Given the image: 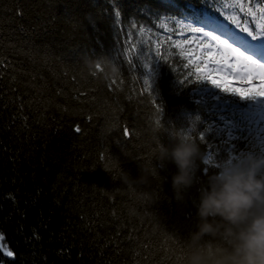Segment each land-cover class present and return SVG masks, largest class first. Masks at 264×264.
<instances>
[{
	"label": "trees",
	"instance_id": "obj_1",
	"mask_svg": "<svg viewBox=\"0 0 264 264\" xmlns=\"http://www.w3.org/2000/svg\"><path fill=\"white\" fill-rule=\"evenodd\" d=\"M105 1L120 23L114 14L106 21L103 0H0V264H187L208 177L229 159L261 154L262 114L242 120L249 102L189 75L192 57L173 42L191 39L192 27L243 33L236 23L247 21L254 30L247 10L259 15L262 0ZM128 29L151 40L131 65L117 49ZM101 58L118 73L94 77L87 61ZM145 65H159L156 90L144 84ZM217 115L234 117L243 133L232 129L233 137L247 142L226 128L211 145L205 124ZM176 136L209 161L195 160L193 183L179 194L176 165L157 159ZM144 170L149 184L126 182Z\"/></svg>",
	"mask_w": 264,
	"mask_h": 264
},
{
	"label": "clouds",
	"instance_id": "obj_2",
	"mask_svg": "<svg viewBox=\"0 0 264 264\" xmlns=\"http://www.w3.org/2000/svg\"><path fill=\"white\" fill-rule=\"evenodd\" d=\"M87 63L91 72L98 64L103 66L105 78L119 71L103 58ZM197 158L207 161L199 144L187 137H174L171 146L159 145L157 159H170L177 167L172 186L178 194L193 183ZM149 175L154 176L144 170L138 179L126 176L125 180L147 185ZM185 246L187 264H264V154L248 152L208 177L207 188L201 193L196 230Z\"/></svg>",
	"mask_w": 264,
	"mask_h": 264
},
{
	"label": "snow or ice",
	"instance_id": "obj_3",
	"mask_svg": "<svg viewBox=\"0 0 264 264\" xmlns=\"http://www.w3.org/2000/svg\"><path fill=\"white\" fill-rule=\"evenodd\" d=\"M264 2V0H262ZM240 7L241 11L244 10L243 5H235ZM259 15L256 11H253L251 7L247 10V15L253 18V23L255 24V29H251L247 26V21L245 25L242 26L239 22L236 26L241 29L242 32L247 33V37L253 43L254 51L241 50L240 46H233L228 39H222L220 35H216L210 31H204L202 28H188L187 30L193 34H200L199 36L193 35L191 39H186L181 42H173L176 48L180 49V55L187 57H192L188 60L189 65L195 66V72L189 73V75H195L198 82L210 85L211 89L219 90V93L226 94L230 97H238L239 101L249 102L248 103V114H242V120H248L250 115L253 113H261L262 119H264V6H258ZM115 15L120 16V12L117 9ZM179 24L180 22L177 21ZM135 27V25H133ZM140 31H143L141 27ZM183 34V33H181ZM131 37V34H129ZM194 44L195 47L191 49H186L184 45ZM128 48L125 52L128 54V64H132L133 61L131 56L137 50L135 43L128 41ZM143 50H141L142 54ZM159 56L160 53H157ZM149 79L144 80V84L149 87V89L156 90V78L159 75L158 68L159 65L149 66ZM97 70L92 73L95 77L98 73L103 71V66L97 65ZM112 84L116 83L113 79ZM111 87V85H109ZM208 96L211 99L219 101L223 104H228L230 101L222 98L220 94L216 91H210L207 88ZM235 108L239 110L240 105L236 102ZM221 120L225 122V128L228 129V136L230 139H241L243 142H247L244 135L240 137H233L232 129H241L239 123H234L224 116L220 117ZM199 120V117H197ZM159 124L160 121H157ZM79 131V129H77ZM217 131L223 132L224 129H217ZM243 133V129H241ZM257 133H262L259 136L260 139V151L264 154V126L260 129H256ZM200 140H204V135L201 133ZM231 159L228 160L230 162ZM207 160L205 164H208ZM222 165H217L219 168ZM6 255L11 257L13 252L7 251Z\"/></svg>",
	"mask_w": 264,
	"mask_h": 264
},
{
	"label": "bare ground",
	"instance_id": "obj_4",
	"mask_svg": "<svg viewBox=\"0 0 264 264\" xmlns=\"http://www.w3.org/2000/svg\"><path fill=\"white\" fill-rule=\"evenodd\" d=\"M103 3H106L105 5H102V12L104 13L105 17H106V21L110 22L112 20V15L114 14V18L115 20H117L120 23V20L122 19L121 17V12H120V16L117 17L115 15V11L117 10L118 7H115L113 5H110L109 3H107L105 0H103ZM157 29L159 30V26L157 24ZM131 34V37L130 35ZM131 39L132 43H135L137 46V50L136 52H134L132 54L133 57H140V50L144 49L145 52H150L151 48L149 46L150 43V39H147L145 37L142 36H135L134 32L132 30H125L124 33L122 34L121 39L119 40V44H118V48H120L125 56V49L128 48L129 44L128 41ZM221 116H216L214 119H210L206 124H205V130L206 132L211 136L210 139V144L213 146H216L217 143L216 141H218L222 136L221 134L223 132L217 131V129H226L225 128V122L223 120L220 119ZM228 120L236 123V119L232 116L228 117ZM86 171V170H85ZM83 176H90L87 174V172H84L82 174Z\"/></svg>",
	"mask_w": 264,
	"mask_h": 264
},
{
	"label": "rangeland",
	"instance_id": "obj_5",
	"mask_svg": "<svg viewBox=\"0 0 264 264\" xmlns=\"http://www.w3.org/2000/svg\"><path fill=\"white\" fill-rule=\"evenodd\" d=\"M199 35H200V34H199ZM199 35H198V36H199ZM216 35H220L222 39H228L230 43H233V46H239V45L236 44L235 42L231 41V39H230V35H229V34H226V33H225V34H224V33H220V34H216ZM261 44H264V43L261 42ZM245 45H248V43L243 44V46H245ZM250 45L253 46V44H250ZM194 47H195V45H194ZM245 48H247V47H245ZM241 50H243V49H241ZM246 51H248V50H246Z\"/></svg>",
	"mask_w": 264,
	"mask_h": 264
}]
</instances>
